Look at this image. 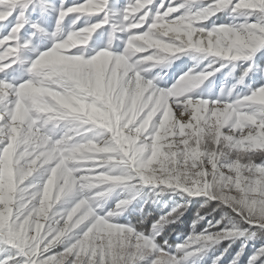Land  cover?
Wrapping results in <instances>:
<instances>
[{"label":"snow or ice","instance_id":"obj_1","mask_svg":"<svg viewBox=\"0 0 264 264\" xmlns=\"http://www.w3.org/2000/svg\"><path fill=\"white\" fill-rule=\"evenodd\" d=\"M41 3L56 11L51 33L29 15L38 0H0V246L15 250L0 264H180L155 236L182 206L149 231L122 226L113 218L129 199L95 211L120 186L206 195L264 226V160L250 155L264 153V83L233 92L264 50V0ZM221 12L243 22L204 26ZM188 52L224 62L166 88L147 76ZM238 62L247 67L226 94L193 95Z\"/></svg>","mask_w":264,"mask_h":264},{"label":"trees","instance_id":"obj_2","mask_svg":"<svg viewBox=\"0 0 264 264\" xmlns=\"http://www.w3.org/2000/svg\"><path fill=\"white\" fill-rule=\"evenodd\" d=\"M222 16L219 13L216 20ZM210 58L215 61V66L224 62L219 58ZM205 59L208 60L207 57ZM255 62L258 67L246 78V86L264 83V53L259 54ZM246 67L244 62L235 64L234 74L238 79ZM234 155L228 152V157L233 158ZM250 155L257 162L264 160L260 153ZM134 189L138 190V194L129 199L130 203L121 211L120 220L138 230L149 231L153 221L166 216L178 205L182 206L178 218H169L155 238L156 243L161 245L166 240L168 250H172L180 239L208 235L212 239H196L201 258L198 264H264V226L247 223L231 206L209 199L206 195L182 201L181 198H188L187 193L164 186L151 185L142 189V185H138ZM175 253L181 255L180 251Z\"/></svg>","mask_w":264,"mask_h":264},{"label":"rangeland","instance_id":"obj_3","mask_svg":"<svg viewBox=\"0 0 264 264\" xmlns=\"http://www.w3.org/2000/svg\"><path fill=\"white\" fill-rule=\"evenodd\" d=\"M77 2V0H69V3ZM126 0H113V3L119 7H123ZM159 2V0H157ZM51 5L59 6L60 0H50ZM199 6V5H197ZM223 14L222 17L216 20V17H213L212 21H208L205 23V27H211L212 23L215 22L217 24H239L242 23L243 20L241 17H233L228 12H221ZM29 15L33 21L39 20L43 26L47 29L49 33H51L55 28V21H56V11L53 7L47 6L46 3H41V0H38V4L35 7V11L29 12ZM70 21L67 22L64 27L67 29L69 27ZM31 31L30 28L25 29V36ZM101 31H107V29H103ZM45 40V44L42 45L41 50L43 47L47 46L50 47L52 41L47 40L44 37H37V41ZM96 36L93 37L92 44H95ZM119 44V41H116ZM102 46V45H101ZM122 48L123 45L120 44ZM264 53V50L258 51L256 53V57ZM30 53H26L28 55ZM255 57V58H256ZM206 60L201 54H196L192 52H188L186 54H179L178 57H171L170 62L165 61L163 64L157 65L150 69L147 73L149 78L155 77L154 84L158 87L166 88L172 86L176 80L182 74L188 72L189 69H194L196 72H200L202 69L205 68L206 65L209 63H213L210 56L207 57ZM235 64H227L220 72H217L214 76L210 77L208 80H205L197 89L193 90V95H204L205 97H210L215 99L217 96L221 95V89L223 88L224 93L226 94L230 89H232V85L237 83L238 78L234 74V67ZM217 66V65H216ZM215 67V65H214ZM231 73V75H229ZM248 90L246 85H237L236 89L233 90L234 93H244ZM51 128V126H48ZM63 126L52 128L53 135H59L63 131ZM264 157V153H260ZM231 159L230 157H228ZM151 185H142V189ZM138 194V190L128 188L127 186H120L113 189V191L107 194L104 198L99 199L96 203L99 205L95 211L99 215H103L105 212L109 211L115 204L117 199H131L136 197ZM188 194V193H187ZM192 195L188 194V198H181L182 201L190 200ZM159 203V201H158ZM57 208L60 205L56 206ZM121 211L118 215H116L113 220L115 223L119 225H128L123 223L121 220ZM157 236V235H156ZM155 236V238H156ZM194 241V242H193ZM184 245V248H178L177 246ZM194 248V253H189L188 249ZM169 253H175V251H180L181 255L184 259L180 262V264H198L201 260L199 257V249L197 246V240L193 238H183L173 247L172 250H168ZM8 255H15L14 249L4 248L0 246V259H3L4 256ZM150 259V256H149ZM140 264H148L147 259L141 261Z\"/></svg>","mask_w":264,"mask_h":264}]
</instances>
